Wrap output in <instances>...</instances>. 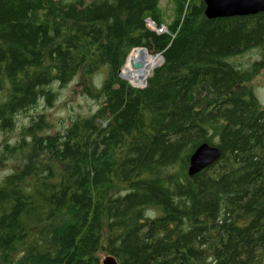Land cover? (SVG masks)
Segmentation results:
<instances>
[{"label": "trees", "instance_id": "16d2710c", "mask_svg": "<svg viewBox=\"0 0 264 264\" xmlns=\"http://www.w3.org/2000/svg\"><path fill=\"white\" fill-rule=\"evenodd\" d=\"M159 3L0 0V264H264V12L173 0L156 34ZM135 48L162 58L143 88L119 76ZM76 79L98 107L51 135ZM202 143L220 157L188 177Z\"/></svg>", "mask_w": 264, "mask_h": 264}, {"label": "rangeland", "instance_id": "374dc122", "mask_svg": "<svg viewBox=\"0 0 264 264\" xmlns=\"http://www.w3.org/2000/svg\"><path fill=\"white\" fill-rule=\"evenodd\" d=\"M172 5H173V0H160L159 8L162 16L161 18H163L162 25L165 27L171 21L172 18V12H173ZM147 53L153 56L154 58L158 59L156 66H158L162 62V58L160 56L153 55L150 52ZM256 55L257 52H253L251 55L243 54L238 58V61H240V63L245 64L249 60L252 61L256 60L258 58ZM119 76L121 77L122 80H125L131 86L137 88H143L145 86V84H143L142 86H135L132 82H129L124 77H122V71H120ZM251 86L254 89L259 104L264 109L263 72H261L259 76L253 77L251 81ZM82 90H83L82 84L77 79L74 80L66 88L59 90L58 98L55 101L54 106L44 111L46 115V119L49 121V123L52 126L51 129L48 131L49 134L54 135L56 132H60L64 126L69 125L70 121L76 119L77 117H87L97 109L98 104L95 101L87 98L85 94H83ZM41 112H43V110ZM31 114L33 115L34 113ZM19 131L20 128L16 127L15 131L10 135L0 134V146L5 141L8 142V144L9 143L13 144L19 138ZM11 169H12L11 163L7 164L6 168L0 169V181L4 176L10 174ZM104 259L105 256H101V260H100L101 263Z\"/></svg>", "mask_w": 264, "mask_h": 264}, {"label": "water", "instance_id": "95a60500", "mask_svg": "<svg viewBox=\"0 0 264 264\" xmlns=\"http://www.w3.org/2000/svg\"><path fill=\"white\" fill-rule=\"evenodd\" d=\"M203 14L207 19L252 16L264 12V0H203ZM144 50L142 48H137ZM138 66V65H134ZM264 74V67H263ZM145 84V83H144ZM220 157V151L215 146L200 144L189 156L188 177L208 168ZM111 256L105 257L101 264H117Z\"/></svg>", "mask_w": 264, "mask_h": 264}, {"label": "bare ground", "instance_id": "6f19581e", "mask_svg": "<svg viewBox=\"0 0 264 264\" xmlns=\"http://www.w3.org/2000/svg\"><path fill=\"white\" fill-rule=\"evenodd\" d=\"M157 60L153 56H148L145 50L134 49L126 58L122 69V77L132 82L135 86H142L157 65Z\"/></svg>", "mask_w": 264, "mask_h": 264}, {"label": "built area", "instance_id": "2783aa9c", "mask_svg": "<svg viewBox=\"0 0 264 264\" xmlns=\"http://www.w3.org/2000/svg\"><path fill=\"white\" fill-rule=\"evenodd\" d=\"M144 23H145V26H146L148 29L154 31L156 34L167 33V29H166L165 26H163V25L156 26V25L154 24V22H153L150 18H146V19L144 20ZM133 87H134V86H133ZM136 88H137V87H136Z\"/></svg>", "mask_w": 264, "mask_h": 264}]
</instances>
